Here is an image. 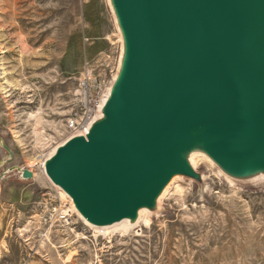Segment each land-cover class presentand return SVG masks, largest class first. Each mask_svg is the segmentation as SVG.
I'll list each match as a JSON object with an SVG mask.
<instances>
[{
    "label": "rangeland",
    "instance_id": "rangeland-1",
    "mask_svg": "<svg viewBox=\"0 0 264 264\" xmlns=\"http://www.w3.org/2000/svg\"><path fill=\"white\" fill-rule=\"evenodd\" d=\"M129 59L116 0H0V136L15 154L0 169V264H264V132L239 152L215 139L219 121L186 134L179 151L213 162L180 160L178 179L148 190L135 225L88 224L44 174L53 150L78 135L68 119L84 100L81 81L105 85L99 107ZM7 157L0 145V163ZM67 205L70 225L53 215Z\"/></svg>",
    "mask_w": 264,
    "mask_h": 264
},
{
    "label": "water",
    "instance_id": "water-1",
    "mask_svg": "<svg viewBox=\"0 0 264 264\" xmlns=\"http://www.w3.org/2000/svg\"><path fill=\"white\" fill-rule=\"evenodd\" d=\"M126 1L141 55L119 120L125 141L75 140L50 167L98 222L122 216L148 179L139 195L176 170L179 136L195 120L190 101L204 81L222 79L250 94L216 125L222 147L237 150L264 132L254 124L264 109V0ZM0 145L8 153L1 169L15 154L1 136ZM7 171L33 178L27 168Z\"/></svg>",
    "mask_w": 264,
    "mask_h": 264
},
{
    "label": "bare ground",
    "instance_id": "bare-ground-1",
    "mask_svg": "<svg viewBox=\"0 0 264 264\" xmlns=\"http://www.w3.org/2000/svg\"><path fill=\"white\" fill-rule=\"evenodd\" d=\"M118 3L121 17L126 29V36L130 46V60L128 64V69L124 73L120 87L109 90V95L102 101V104L98 107V112H100V119L88 124L84 131L75 130L72 133L78 134L72 137L70 140L58 146L53 150L51 157L46 161L45 165L42 163L41 168L48 176V178L66 195L73 203L74 208L79 213V215L85 219V221L97 228H111L119 226L122 222H129L131 225L137 224L140 218V213L143 211H148V207L144 202V198L147 196L146 192L139 195V190L144 185H152L153 180L148 179L141 188L137 191L136 199L133 205L128 207L122 216L111 217L103 222H98L92 215L83 211L81 204L75 199V197L63 187V185L57 181V179L52 174L50 167L55 163L58 157L66 149V147L73 141L79 139H93L104 137L112 142H123L125 141V134L121 129L119 120L122 113V107L124 106L126 100L129 97L132 79L135 71L139 65L140 59V47L137 37V32L135 25L132 21L129 7L126 0H116ZM17 6V5H16ZM8 9V8H7ZM10 9V8H9ZM9 11V10H8ZM13 11V10H12ZM17 11V10H16ZM8 13V12H7ZM121 79V78H120ZM208 81V80H207ZM204 81L202 89L198 95H196L190 101L191 113L190 116L195 120L191 126H188L185 132L189 135L198 127L208 128L214 122L217 123L221 121L225 114L230 113L235 109L236 104L243 103L248 93L244 92L240 87L231 85L229 82L218 79L212 80L210 82ZM214 81V82H213ZM216 81V82H215ZM96 113V115L98 114ZM114 115L115 123H111L109 116ZM96 117V116H95ZM214 123V124H215ZM254 124L264 130V109L260 110L255 117ZM84 129V128H83ZM185 142L184 136H179V142ZM198 147V146H197ZM185 153L179 151L175 154V160H184ZM193 166H197L202 161L213 162V159L206 155L203 151L198 150L197 153L188 154L186 157ZM203 163V162H202ZM45 166V167H44ZM34 176V175H33ZM179 175H177V170L172 168L168 173L163 185H170ZM178 179V178H177ZM162 185V186H163ZM161 186V187H162ZM160 187V188H161ZM145 190V189H144ZM143 190V191H144ZM148 192V191H147ZM145 196V197H144Z\"/></svg>",
    "mask_w": 264,
    "mask_h": 264
},
{
    "label": "built area",
    "instance_id": "built-area-1",
    "mask_svg": "<svg viewBox=\"0 0 264 264\" xmlns=\"http://www.w3.org/2000/svg\"><path fill=\"white\" fill-rule=\"evenodd\" d=\"M88 75V79L81 81V89L84 90V100L77 111H75L68 119V126L75 130L84 131L86 126L93 122L98 111V103L101 102L100 96L94 97L95 93L99 94L101 89L105 88L102 81L95 78L93 81ZM84 128V129H83ZM55 209V208H54ZM55 218L64 225H70L75 221L76 214L69 205L63 209L53 211Z\"/></svg>",
    "mask_w": 264,
    "mask_h": 264
}]
</instances>
